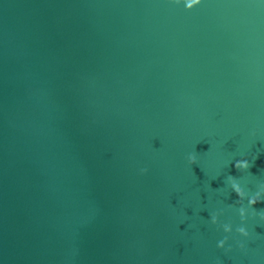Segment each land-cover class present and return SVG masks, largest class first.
<instances>
[{
	"label": "water",
	"instance_id": "water-1",
	"mask_svg": "<svg viewBox=\"0 0 264 264\" xmlns=\"http://www.w3.org/2000/svg\"><path fill=\"white\" fill-rule=\"evenodd\" d=\"M229 175L264 184V0H0V264H264Z\"/></svg>",
	"mask_w": 264,
	"mask_h": 264
},
{
	"label": "clouds",
	"instance_id": "clouds-1",
	"mask_svg": "<svg viewBox=\"0 0 264 264\" xmlns=\"http://www.w3.org/2000/svg\"><path fill=\"white\" fill-rule=\"evenodd\" d=\"M173 3L179 5L183 4L186 10H192L193 8L199 6L202 3V0H172ZM189 164L195 165L197 163L196 155L190 154L188 156ZM235 169L240 172L248 171L251 167L250 162L247 159L237 160L234 164ZM148 169L143 168L140 170L141 174L147 173ZM228 184L230 185L232 193L234 192L238 197V201L241 202V207L239 208V215L241 218L242 225L236 228V232L243 237H248L249 232L247 231L246 227L243 226V222L247 218V208L243 206V201L247 200L248 208H254L258 202L264 203V184L260 185L258 190L251 196H249L241 184L238 182L235 176L229 175L227 178ZM221 213H212L210 216V222L213 225H218V227L223 229L224 233L230 234L232 232V225L230 223H221L219 220V216ZM261 219H264V215L261 216ZM228 236L225 235L223 239L217 242V247L220 249H225L226 252L231 251V247L225 248L227 244ZM241 248L244 247L243 243L239 245ZM219 264V261H217Z\"/></svg>",
	"mask_w": 264,
	"mask_h": 264
}]
</instances>
